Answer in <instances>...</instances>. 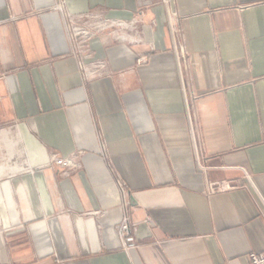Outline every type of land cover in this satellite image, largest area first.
I'll use <instances>...</instances> for the list:
<instances>
[{
    "label": "crops",
    "instance_id": "1",
    "mask_svg": "<svg viewBox=\"0 0 264 264\" xmlns=\"http://www.w3.org/2000/svg\"><path fill=\"white\" fill-rule=\"evenodd\" d=\"M59 3L112 27L77 49ZM259 251L264 0H0V264Z\"/></svg>",
    "mask_w": 264,
    "mask_h": 264
},
{
    "label": "built area",
    "instance_id": "2",
    "mask_svg": "<svg viewBox=\"0 0 264 264\" xmlns=\"http://www.w3.org/2000/svg\"><path fill=\"white\" fill-rule=\"evenodd\" d=\"M55 10L62 12L69 39L77 49H81L84 44L88 42L89 38L94 37L103 29L112 27L111 23L105 17L104 11L87 14H70L65 9L63 3L57 4ZM80 66L85 73H87L83 62L80 63ZM117 184L121 191L124 214L122 221L116 226V231L118 232L122 245L128 246L130 242L134 241L135 224L132 222L127 212L130 203V201H128V189L122 180H117ZM226 186L228 187V185ZM217 189L218 188L212 187L210 191H215ZM248 256L249 264H264V251L250 253Z\"/></svg>",
    "mask_w": 264,
    "mask_h": 264
},
{
    "label": "rangeland",
    "instance_id": "3",
    "mask_svg": "<svg viewBox=\"0 0 264 264\" xmlns=\"http://www.w3.org/2000/svg\"><path fill=\"white\" fill-rule=\"evenodd\" d=\"M110 28H108L107 30H109ZM102 31H105V29H103ZM102 31H100L99 33H102ZM71 41V40H70ZM73 43V42H72Z\"/></svg>",
    "mask_w": 264,
    "mask_h": 264
}]
</instances>
